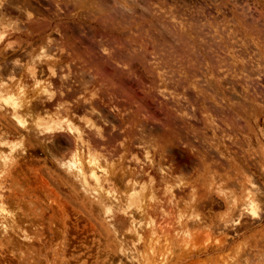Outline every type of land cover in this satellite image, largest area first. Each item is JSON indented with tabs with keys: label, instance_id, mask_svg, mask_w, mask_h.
Returning <instances> with one entry per match:
<instances>
[{
	"label": "rangeland",
	"instance_id": "374dc122",
	"mask_svg": "<svg viewBox=\"0 0 264 264\" xmlns=\"http://www.w3.org/2000/svg\"><path fill=\"white\" fill-rule=\"evenodd\" d=\"M98 1L0 0L1 75L9 74L15 57L29 62L47 39L58 72L51 77L42 64L36 67L44 72L38 79L56 85L63 81L66 92L81 87L78 81L60 79L68 73L67 64L75 71L101 62L105 83L114 86L117 98L127 97L128 113L123 112L121 125L101 106L123 129L111 132L112 141L96 143L103 145L98 152L109 157L99 161L116 163V174L122 167L139 170L141 178L134 179L143 186L152 176L153 199L149 190L127 192L126 178L103 174L100 184L91 181L85 192L58 164L59 157L67 156L66 136L35 137L34 122L24 117L26 123L19 125L11 99L0 94V152L6 156L0 161V264H264V0H105V12L91 4ZM26 7L37 22L26 16ZM56 40L66 49L60 51ZM76 52L82 53V62L74 59ZM111 52L135 61L127 67L103 65L99 56ZM23 77L31 91L34 82ZM100 81L84 95L100 87ZM47 108L39 110L45 126L54 112ZM76 110L73 121L92 135ZM139 125L157 138L154 149L141 145ZM161 164L173 168L167 182L157 172ZM176 175L186 182L181 188ZM99 186L115 188L123 205L117 208L95 194ZM167 188L175 199H168ZM249 193L257 197L258 218L245 211L242 225L223 223L239 217ZM232 198L236 203L228 205ZM139 202L148 205L154 226L124 207ZM133 215L141 221L140 236L133 231Z\"/></svg>",
	"mask_w": 264,
	"mask_h": 264
},
{
	"label": "bare ground",
	"instance_id": "6f19581e",
	"mask_svg": "<svg viewBox=\"0 0 264 264\" xmlns=\"http://www.w3.org/2000/svg\"><path fill=\"white\" fill-rule=\"evenodd\" d=\"M75 1L77 3H80V4L81 3L84 4L85 2H88L90 0H75ZM91 4L96 5L95 7H97V9L99 11L105 12V5H106L105 4V0H99L98 3H96V4L95 3H91ZM121 4L124 5L125 3L123 2ZM24 11H25L26 16L29 18V20L31 19L33 21V19H34V20H36V22L38 21V19L34 18L35 17L34 14L32 13V11H30L28 9V7H26L24 9ZM129 11H130V9H129ZM44 22L45 21H43V23ZM105 22L106 21L104 19V21L102 22V26L104 28H105ZM29 23H31V22H29ZM35 24L36 23H34L32 25H35ZM41 26H46V24L41 25ZM36 27H38V26H36ZM29 30H30V28H29ZM29 30H27V32ZM32 30H33V28H32ZM32 30H30L29 33L30 32L32 33L33 32ZM60 30L56 26V31L60 32ZM59 35H60V33H59ZM62 35H63V33H62ZM50 40L52 41V39H50ZM55 44H56V47L60 51H63V50L66 49L65 48L66 46L63 43H58V41H57ZM10 46H12V45H9V48H10ZM32 50H33V48H32ZM49 50H50V41L47 39V44L46 45L43 44L41 46V49H40V51H38L37 55L36 54H33V55L31 54L32 56H31V59H30L29 62H27V63L25 62V64H23L18 59V57H17V59L15 57V59L12 61L13 62V64H12L13 66H11L12 68L8 70L9 74L7 76H4V77L1 75L3 71L1 72L2 66H0V94H4L5 96L9 97V99H11V101H10L11 109L14 111L13 112L14 116L18 117L19 125H20V122L22 124H25L26 120L24 119V117H27V119L29 118L31 121L34 122L33 124H35L34 126L32 124L33 127H31L34 131H36V133L33 131L35 133V135H36L35 137L41 136L42 133L50 134L51 137L48 135L49 138H52V137H55V136L57 138L58 136H62V135L66 136L65 137L66 138L65 142L67 143V146H68L67 149H66V150H68V152L66 150L65 151L67 152V156L66 157H61V158L59 157L60 161L58 160L59 161L58 164H59V166H61V168H62V166L64 167L67 176H69V177L71 176L72 178H75L77 181H79L81 183V185L83 186L84 190H85V186L89 187L91 181H94V182H96L99 185L100 184V176L99 175L103 174V175H105L106 179H115V178L117 179V177L119 179L126 178L127 181L124 182V186H126V191L127 192L131 191L132 193H136L138 190H149L150 192L149 191L148 192L150 194H148V195L150 196L151 199H153V188L152 187H153V184L155 183V180H154V178L152 176L149 177V181H148V177H147V182L149 183V185L148 186H143L141 181H138L137 179H134L135 177H139L142 174V173L139 174V170H138V172H136V170H131V168H129V170L125 171L124 167H122V169L119 170L120 172L118 171V173H119V175H118V173L116 174V170H117V164L116 163L115 164H110L111 165L110 166L109 163L107 162V164H105L106 167H109V170H107V169H105L106 167L103 165L104 163L102 164L100 162L102 160H104L106 162L109 157L105 158V156L102 153L98 152L101 148L103 149V145L102 144L96 145V143H106V141H110L112 138H109V135H111V132L113 130H117V128L119 127V126H117V123H115L116 121L108 118V114L113 115V118H115L117 121H119L121 123V125H123L125 123L124 122V117H123V112L124 113L127 112V110L125 111V109H126L125 104L127 103V101L126 102H124V101L126 100L127 97H125V99H122L123 94H124L123 93L122 97L117 98L116 96H118V95L116 94V91H114V86L113 85L109 86L108 85L109 82L105 83V81H104L105 80V78H104L105 76L102 77V75L100 74V66L99 65H101L100 64L101 62H97L98 64L95 62V63H93V65L91 64V66L88 67L87 69H85V67H83L82 65L78 66V64H77V66L79 68H81V69L80 70L77 69L75 71H73L72 67L69 64H67L66 68L68 70L67 71L68 73L63 74V75L61 74L59 77H60L61 80H64L65 82L66 81L68 82V80H70V81H74V80L78 81L79 84L81 85V87L79 89H71L70 87H67V88L65 87L66 90L68 91V92H66L65 90H63V88H64L63 81H60L61 82L60 85H56L52 80H49V79L48 80L42 79V80H45V81H41L40 79H38V76L40 75L39 73H41V72L44 73V72H43V70L41 68H39L40 69V72H39V70L36 68L37 66L45 64L46 70L48 71L47 73H49V75L51 77L52 76L56 77V75H57L56 71L58 72V69L56 70V63H57L56 59L54 58L53 54H51L49 52ZM31 52L29 51V53H31ZM122 54L121 53H117V52L113 54L111 52V53H108L106 56L101 54L99 57H100V59L103 62L102 64L103 65H108V66L112 65L113 62H115V64L118 63L122 67H127L130 64L129 61H133V62L135 61V60L132 59L133 57H127V56H130V55L124 56ZM81 55H82V53L76 52L74 59H76V61L78 60V61L82 62V60H83L82 58L83 57H81ZM135 59H137V58H135ZM83 62H85V61H83ZM133 62H132V64H133ZM95 64L97 66H95ZM114 68H115V65H114ZM19 69H21V70H19ZM17 73H19V75ZM23 75L26 76L27 78L32 79V81L34 82V84L32 83V85L34 87H32L33 89H31V91L28 90L29 92L25 88V86H26L25 84L26 83L24 84V82H23V78H25V77H23ZM86 76H88V77H86ZM106 76H108V75H106ZM73 78H75V79H73ZM99 80H101L100 81L101 82L100 83V87H98L96 90L91 91L89 93V95H87V97H86L84 95V93L88 91V87L90 85H94ZM69 89L72 90L73 92L70 91ZM121 90H122V92L125 91L123 88ZM75 91L78 92V95H76L75 99H73V101H74V104H73L72 103L73 101H70L71 98H70V100H68L67 98L69 96H72L73 93H75ZM117 92H120V91H117ZM101 96H103V97H101ZM104 96H107V98H106L107 101L104 99ZM96 97H98V98L100 97L99 100L95 99ZM117 99H119V100L122 99L121 100L122 102L117 100ZM96 100H98L99 103H97L98 101H96ZM101 106L107 108L108 114L105 113L103 111V109H101ZM47 107H51L52 109H54V112H52V115L50 116L51 119L49 120L52 123L49 124L48 126H45L44 125L45 118L43 116L39 115V110L45 108V109H43L44 113L48 112V110H47L48 108ZM76 109L81 110V112L83 113L82 115L80 114L81 116L78 117V118H80V120L79 119L78 120L79 121H83V123H84L83 125L85 126L84 128L90 130L92 132V135H90V133L87 134L85 129H83V127L81 128L80 125L76 124L73 121V119H75L76 115H77V114L75 115V112H74V111H77ZM133 116L137 117L138 115L134 113ZM128 118H130V117H128ZM128 118H127V120H128ZM133 119L134 118L131 117V120H133ZM26 127H29V126H26ZM106 127H108L110 129V130H108L109 132L106 131L107 130V129H105ZM118 129H120V131L122 132L123 128H118ZM127 129H129V128H127ZM138 130H140L139 139L142 140L141 141V145H142V142L143 143H147L148 147H151L152 149H154L156 147V143H157V138L154 137L155 135L151 134V131H150V133L149 132L146 133L147 135L144 134V132H143L144 127L142 128V126H140V125H139ZM127 131H129V130H127ZM133 132H135V130ZM130 135H131V133H130ZM42 136H44V135H42ZM48 136H46L45 138L47 139ZM64 136H62V137H64ZM144 136H148V137H144ZM151 136H152V138H151ZM41 137H39V138H41ZM45 138H44V140H45ZM124 138H125V140H127L126 139L127 138L126 135L123 136V140H124ZM113 140H114V137H113ZM103 141H105V142H103ZM46 142H47V140H46ZM137 143H139V142H137ZM144 145L145 144H143V146ZM126 147H125L124 144L122 145V148L125 149ZM145 147H146V149H145L146 157L149 159L148 155L150 153H149V150H148L147 146H145ZM13 148H15V147H13ZM106 149H107V146H106ZM12 151L13 150L11 149V152ZM105 152H107V151H105ZM108 152H109L110 155L112 154V153H110L111 152L110 150H108ZM49 153H51V152H49ZM52 155H51V157H54V158L56 157L55 154L53 156ZM106 156H107V153H106ZM112 157H114V156H112ZM122 157L123 156H121V158ZM101 158H102V160L99 161V159H101ZM5 160H6V156H4L0 152L1 164ZM200 160L202 161V158ZM111 161H109V162L111 163ZM150 161H151L150 163H152V164L154 163L153 160H150ZM162 167L163 166L161 164V167H159V169H157L158 167L156 168L157 170H159L157 172H159L161 174V179L160 180L166 181L168 177H169L168 179H170V177H173V173L170 174V172L172 171L173 168L168 166V168L164 169V167L163 168ZM166 169H168V170H166ZM141 172H143V171H141ZM143 173H145V172H143ZM180 174H179V176H180ZM177 175L175 177L180 179V181L178 180L179 183L177 182L176 184H177L178 188H181L183 185H185L186 182L185 183L182 182L183 181L181 179L182 177H179ZM140 178H141V176H140ZM165 190L170 195L168 197V199L171 200V199H175L176 198L174 193H173L172 188H167ZM116 191L117 190L115 188H113V187H111V189H103L102 186H99L97 188L95 194H98L102 198L107 199L111 203V205H113V206L118 208L119 206L121 207L123 205L122 204L123 201L122 202L120 201V199L118 197V193ZM85 192H86V190H85ZM123 194H124V192H123ZM132 197H133V195L129 199H127V200H129L128 203H131V201L133 200ZM189 197H190V195H189ZM193 197H194V194L190 198H193ZM233 198H232V201L230 200L231 202L227 200L229 202L228 205H230V203H231V205L232 204L234 205L236 203V199L233 200ZM191 200L192 199H190V201ZM256 200H257V197L255 198V196H253L252 194L250 195V193H249L248 196L246 197L245 203L242 205V208L238 209L239 217L237 219H232L231 218L232 220H229V221L225 220V221H223V223L226 224V223L231 222L232 226H236L238 224L242 225V220H241V217L243 216L242 212L245 213V211H248L245 214L251 215L253 218L256 219L257 213H258L257 212V209H258L257 201L258 200L257 201ZM173 201L174 200L171 201L172 204L173 205L175 204L177 206L178 201L177 200L175 202H173ZM104 207H105V210L109 211V207L106 204L104 205ZM124 207L125 208L128 207V208L133 209V211H135L136 214L140 215L141 219L143 217L146 218L147 221H148L146 224H148V226H150V225L152 226L153 225V221L151 220V215H149L150 211L147 208L148 205H145L144 203L143 204L140 203L137 206L136 205L134 206L132 204H127V205L124 204ZM151 209H153V208H151ZM158 209H159V206H158ZM131 212H132V210H131ZM135 212H133V213H135ZM162 213H163L162 216H164V214H166L165 211H163ZM167 215H169V214L167 213ZM132 218L133 219L131 221V224H132V227H133V231L136 233V236L137 235L138 236L142 235L141 231L143 229L140 227L141 226L140 225L141 221L140 220L136 221V217L134 215H133ZM260 218H261V216H260ZM167 221H168V219H167ZM244 227H245V229H247V228L250 227V225H245ZM151 230H152L151 232H154L153 229H151ZM149 233H150V230L148 231V235H149V237H151L150 235H152V234H149ZM149 237H147V238H149ZM149 243H150V240H149ZM222 245H224L223 242H220L219 248L223 247ZM263 255H262V257H263ZM257 256H258V254H257ZM263 260H264V258H263ZM248 263H250V262H248ZM234 264H237V263L234 262Z\"/></svg>",
	"mask_w": 264,
	"mask_h": 264
}]
</instances>
